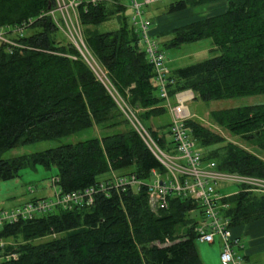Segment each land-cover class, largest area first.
Listing matches in <instances>:
<instances>
[{
    "label": "trees",
    "instance_id": "obj_1",
    "mask_svg": "<svg viewBox=\"0 0 264 264\" xmlns=\"http://www.w3.org/2000/svg\"><path fill=\"white\" fill-rule=\"evenodd\" d=\"M78 2L84 44L105 72L110 90L71 44L57 38L51 16L56 0H0V33L13 44L0 41V154L96 126L115 130L101 139L0 160V181L17 178L22 169L54 167L58 182L53 189L61 195L96 190L88 206L57 209L5 225L0 240L20 238L23 243L0 248V264H203L194 231L200 208L189 198L171 196L166 208L151 210L147 190L151 172L164 174L165 170L111 95L116 93L134 111L160 149H174L165 100L139 36L128 23L127 7L123 0ZM157 4L145 13L149 36L160 48L178 49L210 40L220 53L183 68H168L165 88L171 102L185 91L203 102L264 94V0ZM211 4L223 6L192 14ZM111 21H116V29L99 32L101 25ZM26 31L30 32L25 35ZM164 116L169 121L150 122ZM209 119L253 151L226 142L191 118L185 127L203 161L215 163L221 172L264 179L260 156L264 154V104L212 111ZM130 175L141 182L140 187L109 185L114 176ZM238 189L223 201L229 206L223 216L232 232L264 219V195ZM51 236L43 243H32ZM11 253L16 258L7 260Z\"/></svg>",
    "mask_w": 264,
    "mask_h": 264
},
{
    "label": "built area",
    "instance_id": "obj_2",
    "mask_svg": "<svg viewBox=\"0 0 264 264\" xmlns=\"http://www.w3.org/2000/svg\"><path fill=\"white\" fill-rule=\"evenodd\" d=\"M160 1L163 0H128V6L132 11L130 23L139 36V45L142 46L149 63L153 66L160 97L165 100V106L170 115V131L174 149L172 151L160 149L147 131L142 128L133 111L124 101L113 91L111 95L132 128L165 170L164 174H159L156 171L151 172L147 186L151 210L157 211L166 208L167 198L171 196L193 200L201 211V217L194 229L197 241L211 245L217 240L220 245V264H245L242 242L233 235L229 219L223 216V211L229 207L223 201L229 196H222L220 190L224 185H233L243 187L249 192L264 195V179L221 172L215 163L203 161L202 153L196 148L189 130L185 127V122L192 116L186 103L193 100V95L191 92L185 91L177 94L173 102L169 100L165 88L166 77L169 73L167 59L158 42L149 36V20L146 18L145 12L147 8ZM72 4L76 8L79 2L73 0ZM17 32L21 33V30L18 29ZM0 41L13 45L1 33ZM76 47L80 53L77 44ZM50 182L54 188L58 179L53 178ZM109 185L113 189H119L125 186L140 187L141 182L134 175H130L128 178L114 176L109 181ZM101 191H104V188ZM95 193L94 188L65 195H61L56 190L51 199L32 200L14 210L0 211V232L5 225L30 220L57 209L71 210L78 205L88 206L93 202ZM9 258L15 259L16 257L15 255L6 257L7 260Z\"/></svg>",
    "mask_w": 264,
    "mask_h": 264
},
{
    "label": "rangeland",
    "instance_id": "obj_3",
    "mask_svg": "<svg viewBox=\"0 0 264 264\" xmlns=\"http://www.w3.org/2000/svg\"><path fill=\"white\" fill-rule=\"evenodd\" d=\"M73 0H56V11L52 12V18L56 27L58 28L57 38L64 41L67 44H71L76 50V44L80 49L78 53L80 54L83 61L91 69L96 79L102 84H106L107 89L110 90L109 82L105 72L97 64L95 59L92 57L90 52L86 49L84 44V29L80 25L78 20V13L76 8L72 4ZM126 8V18L130 24V18L132 16V11L128 6V0H123ZM176 0H163L160 1L157 6L163 7L164 5H169L171 2ZM210 6H205L198 10H192L193 13H207ZM154 7L147 8V12H151ZM117 28L116 21H111L101 25L98 30L99 32L103 31H112ZM8 32V30H6ZM30 31H26L27 35ZM1 34H4L3 32ZM9 34V33H7ZM6 34H4L5 36ZM7 36V35H6ZM10 37H13V34H10ZM161 41H164L162 39ZM85 47V50H84ZM142 47V46H141ZM166 59L167 67L170 70L183 68L189 65L202 62L204 60L218 56L220 53L215 50L210 40H201L194 43L184 44L178 49L169 48L165 49L161 47ZM115 95V94H114ZM193 95V94H192ZM116 103V102H115ZM264 104V94L249 96V97H239L234 99L220 100V101H209L203 102L198 98H193L186 103L189 113L192 115L191 118L196 120L200 125L209 129L213 133H216L218 136L222 137L226 142H232L238 146L246 149L247 151H253V149L247 146L245 143L241 142L239 139L231 137L227 132L219 127H216L211 120L209 119V113L212 111H220L233 108H241L248 106H255ZM117 105V104H116ZM118 106V105H117ZM119 108V107H118ZM133 111V110H132ZM134 112V111H133ZM136 113V112H135ZM123 114V113H122ZM124 116V115H123ZM170 117V115H169ZM168 116L161 117L160 119L151 120V123L155 125L161 124L163 121L168 120ZM128 121V119L124 116ZM140 125L144 130L146 128L140 122L139 118L136 116ZM132 127V126H131ZM151 128L156 130V127L151 126ZM123 127L121 128V130ZM147 131V130H146ZM149 134V132L147 131ZM166 141L169 143L171 137L168 135V129L165 130ZM115 134L114 129H103L101 126H96L90 130L78 133L76 135L59 138L52 141H43L35 144H30L26 146H21L5 153L0 154V160H8L14 157L29 155L33 153L43 152L49 149L57 148L64 145H73L80 142H85L92 139H101L105 136H111ZM150 136V134H149ZM197 148V147H196ZM261 158L264 159V154H260ZM57 171L54 167L50 170H46L43 167L37 166L34 169H22L18 177L10 181H0V211H11L20 206H23L25 203L32 200L44 199L48 200L54 196V189L51 185V179L55 178ZM106 178V177H105ZM238 187L233 185H224L220 192L222 196H232L238 192ZM255 193V192H251ZM197 216V214L193 215ZM54 236L45 237L38 240H34L32 243L39 244L45 241L50 240ZM23 241L19 238L14 240L9 238L8 240H0V248L5 246L14 247L17 244H21ZM201 245L198 241L196 242L197 251L200 253L201 250L205 256L215 257L219 255L218 243L217 240L213 245L203 243ZM2 254V253H1ZM11 255H15L12 254ZM16 257V255H15ZM264 262V254L260 256ZM2 255H0V262L2 261Z\"/></svg>",
    "mask_w": 264,
    "mask_h": 264
},
{
    "label": "crops",
    "instance_id": "obj_4",
    "mask_svg": "<svg viewBox=\"0 0 264 264\" xmlns=\"http://www.w3.org/2000/svg\"><path fill=\"white\" fill-rule=\"evenodd\" d=\"M222 6V4H211L208 12L217 10V8H221ZM232 233L234 236L238 237L242 242V245L244 247L242 254L245 259V264H264V262L260 258V256L264 254V219L243 226L239 229H235ZM201 245L205 244L201 243ZM217 246L220 255L219 243ZM198 254L203 264H220L219 255L215 257L205 256L202 250L200 253L198 252Z\"/></svg>",
    "mask_w": 264,
    "mask_h": 264
}]
</instances>
